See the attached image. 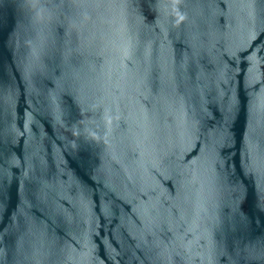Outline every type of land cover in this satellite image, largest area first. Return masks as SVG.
I'll return each mask as SVG.
<instances>
[{
	"label": "water",
	"instance_id": "obj_1",
	"mask_svg": "<svg viewBox=\"0 0 264 264\" xmlns=\"http://www.w3.org/2000/svg\"><path fill=\"white\" fill-rule=\"evenodd\" d=\"M0 264H264V0H0Z\"/></svg>",
	"mask_w": 264,
	"mask_h": 264
}]
</instances>
